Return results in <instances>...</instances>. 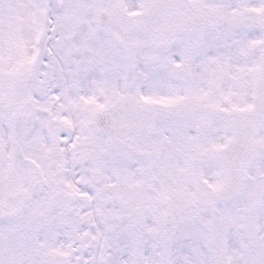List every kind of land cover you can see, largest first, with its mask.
<instances>
[{
	"label": "snow or ice",
	"instance_id": "1",
	"mask_svg": "<svg viewBox=\"0 0 264 264\" xmlns=\"http://www.w3.org/2000/svg\"><path fill=\"white\" fill-rule=\"evenodd\" d=\"M0 264H264V0H0Z\"/></svg>",
	"mask_w": 264,
	"mask_h": 264
}]
</instances>
